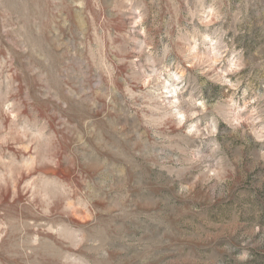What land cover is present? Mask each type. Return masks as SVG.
Returning <instances> with one entry per match:
<instances>
[{"label":"rangeland","instance_id":"1","mask_svg":"<svg viewBox=\"0 0 264 264\" xmlns=\"http://www.w3.org/2000/svg\"><path fill=\"white\" fill-rule=\"evenodd\" d=\"M0 264H264V0H0Z\"/></svg>","mask_w":264,"mask_h":264}]
</instances>
